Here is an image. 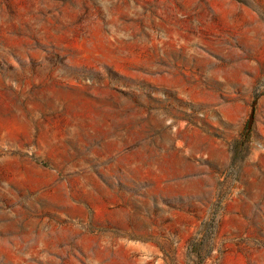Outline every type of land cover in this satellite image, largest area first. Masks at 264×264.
<instances>
[{"label": "rangeland", "instance_id": "374dc122", "mask_svg": "<svg viewBox=\"0 0 264 264\" xmlns=\"http://www.w3.org/2000/svg\"><path fill=\"white\" fill-rule=\"evenodd\" d=\"M0 264H264V0H0Z\"/></svg>", "mask_w": 264, "mask_h": 264}, {"label": "trees", "instance_id": "16d2710c", "mask_svg": "<svg viewBox=\"0 0 264 264\" xmlns=\"http://www.w3.org/2000/svg\"><path fill=\"white\" fill-rule=\"evenodd\" d=\"M249 137L247 134L240 133V135L231 143V161L230 166L234 167L236 165H239L243 162L246 154L248 153L249 147H248Z\"/></svg>", "mask_w": 264, "mask_h": 264}]
</instances>
